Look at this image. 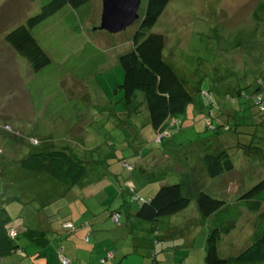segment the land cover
I'll return each mask as SVG.
<instances>
[{
    "label": "rangeland",
    "instance_id": "374dc122",
    "mask_svg": "<svg viewBox=\"0 0 264 264\" xmlns=\"http://www.w3.org/2000/svg\"><path fill=\"white\" fill-rule=\"evenodd\" d=\"M100 1L101 4L98 1L92 3L88 12L90 19L96 24L99 23L102 13V0ZM146 3L147 0H142L140 18L133 25L115 34L107 32L106 35H110L114 43L109 51L100 53L90 48L89 43L92 42L93 35L98 37L103 30L94 34L90 28V37L87 35L83 37L84 33L77 32L79 37L74 36L73 39L77 40L76 44L84 45V51L79 52L77 56L69 57V62L65 65L61 57H53L52 64L36 74L30 69L28 61L12 50L5 41V35L37 14L42 5H38L35 0H0V174H3V178L0 179V204L7 202L9 210L15 209L18 205L11 203L9 198L19 195L28 202L27 207H24L25 212L36 211L37 207L42 206V203L30 199V196L35 195V189L30 185L36 181L23 176L19 161L25 156L27 147L43 146L46 142L45 139L41 140L34 136V134L40 136L39 119L42 118L44 110V107L39 106L40 102L53 92L64 93L65 90L66 95L77 101L73 110L76 112L78 109L84 115L78 123L77 130L67 138L74 139L80 127L86 124L84 120L90 115L93 121L90 123L89 131L94 136L87 134L86 139L95 142L98 137V141L90 146H84L85 134H82L75 140L76 143L79 141L85 149L96 148L100 142L111 143L110 150L105 147L94 154L93 157L98 163L89 165L90 172L103 173L101 175L103 179L101 190L90 198L93 208L87 211L90 215L88 218L94 217L95 214L99 216L103 210L121 207L123 200L135 205L138 199L149 197L148 195L163 183L189 184L186 188L192 199L184 217L192 219L194 223L190 224L192 226L189 230L184 231L182 234L184 238L167 239L164 242L166 244H158L156 246L158 262H154L152 254L154 244L143 235L147 233L146 229L150 224H137L135 233H142L140 240L125 228L128 235L117 238L113 234L111 243L114 246L113 250L117 247L122 248L123 252L120 255L122 264H204L207 226L198 223L197 219L198 207L195 196L198 189L202 188L213 196L234 201L241 190L253 185L264 173V163L248 157L242 150L235 148L237 138L249 143L252 140L250 133L257 128L255 124L264 120V113L258 111L252 98L258 85L264 94V3L263 0L169 2L151 32L164 35L165 56L178 75L187 80L188 86L198 85L205 91L209 90L211 96L197 94V102L210 100V104H213L210 108H205L204 115L198 112L197 103L190 105L186 114L178 119L171 129L173 137L165 138L163 141L159 140V135L149 124L146 105H142L137 112L128 111L124 106L123 91L120 89L124 73L115 58L130 48L131 33L137 28L144 14ZM67 8L69 7L41 23L34 32L37 34L38 29L46 28L53 20L55 22H51L53 25L49 28L58 29L63 23L67 24L70 19L72 20L71 16L66 15L69 13ZM44 35L46 39L54 33L45 31ZM39 37L46 45L45 39L41 35ZM59 42L55 40L51 45H59ZM56 52L67 54L63 49H57ZM69 53L71 51H68ZM61 75L63 78L60 79ZM61 87L64 88L63 91L59 89ZM238 91L244 94L246 92L247 95H238ZM227 95L234 99L226 100ZM138 99L144 100L142 92L138 93ZM227 110L233 112L238 123L242 124L241 134L237 135L230 131L216 133L212 129L214 125L211 128L208 126L210 121L215 123L216 118L219 121L226 119ZM262 125L260 124V130L264 132ZM67 138L65 143L72 144L73 141ZM221 145L233 149L235 169L221 177L210 178L205 172L202 157L207 148L212 150ZM153 154L159 155L160 159L154 163V170H149L146 161L149 158V163L152 162L150 156ZM83 155L84 153L81 154ZM166 157L169 160H166ZM86 159L88 161V155ZM157 164L161 166L160 170ZM12 174L15 175V180ZM92 177L95 175L90 176ZM24 180H28L29 185ZM62 187L66 189L64 185ZM132 187L135 192L130 193L134 198L127 192ZM80 189L81 186L77 185L76 189L70 192V195L75 197L74 199L69 197L70 203L79 206L83 197L80 194L77 196ZM122 190L125 193L121 197ZM50 195V191L41 194V199L47 202V205L42 207L47 213L52 212V208L49 207L51 203L55 206L61 205V212L56 213L57 217L70 213L68 218L75 225L86 222L88 218L79 222L82 220L81 216L74 210L71 212L70 205L64 199L53 198L50 201ZM84 203L85 200L81 204ZM17 213H12L16 219L25 216L18 217ZM22 213L24 214V211ZM263 215L264 205L255 209H245L236 232L230 236L232 239H229V236L221 238L219 243L221 254H234L243 247L250 238L255 222ZM168 221L167 217L163 218L158 227L165 230ZM101 222L97 230L100 226L112 230L107 217ZM122 224L130 227L125 217ZM30 226L34 224L30 223ZM45 235L52 238V242L59 243V246L70 241V235L66 233L61 240L53 237L51 233ZM51 243L47 248L52 247ZM5 261L6 258H0V264H4Z\"/></svg>",
    "mask_w": 264,
    "mask_h": 264
},
{
    "label": "trees",
    "instance_id": "16d2710c",
    "mask_svg": "<svg viewBox=\"0 0 264 264\" xmlns=\"http://www.w3.org/2000/svg\"><path fill=\"white\" fill-rule=\"evenodd\" d=\"M35 1H37L38 5H42L41 10L5 35V41L11 46L12 50L28 61L32 72L36 74L42 72L46 67L52 64L53 57H61L63 59L62 63L65 65L68 64L70 58L77 56L81 51L83 52L84 45L76 44L75 42H77V40L75 41L73 39L74 36L79 37V35L76 34L77 32L84 33L82 34L83 37H86V35L90 37V28H92L94 34L101 32L100 30L104 31L98 37L93 35L91 38L92 42L89 44L93 51L100 53L102 51L107 52L111 49L112 45H114L111 41L112 37L106 35L108 31L100 29L101 17L99 23L96 24L94 20L90 19V14H88L92 3L98 1L101 4L100 0ZM170 1L171 0H147L144 14L137 28L131 33L130 48L120 53L118 56H114L118 60L124 73L120 84V89L123 91L122 101L124 106L128 111L137 112L142 105H146L149 124L155 133L159 135L158 138L161 141L165 138L170 139L173 137L171 129H173L174 125L179 121L178 119L186 114L190 105L197 103L198 112L204 115V113H206L205 108H210V105L213 104H210V100L206 102H197L196 95L199 94L201 96L210 97L211 94L209 90L205 91L198 85L189 87L187 80L178 75L174 67L168 62V57L165 56L166 39L164 35L151 32V29L157 23ZM65 7H69L67 8L69 13L66 15L71 16L72 20L70 19L67 24L63 23V26L58 29L49 28L53 25L51 22H55V20H53L47 24L48 28L41 27L38 29L37 34L34 32V29L39 28L41 23L55 16L57 12L63 10ZM87 20H89V23H87ZM45 31L54 33V35L45 39ZM39 35L45 39L46 45L41 41ZM55 40H59L60 44L51 45ZM57 49H63L65 53L67 51V54H58L56 52ZM68 51H71V53L68 54ZM105 61L106 58H104L103 63H105ZM61 78H63V75L60 76V79ZM139 92H142L144 95V100L142 101L138 99ZM55 95V92H53L47 95V97L53 99L61 98ZM238 95L247 94L246 92L244 94V92L238 91ZM225 98H227L226 100L234 99L230 95H227ZM252 98L254 106L258 111L264 113V94L260 85L255 88ZM58 100L59 99L52 100V104H55ZM66 109L67 107H64V111H66ZM48 110L54 113L55 106H53V108L51 106ZM227 111L226 119L219 121V119L216 118V122L213 123V121H210L208 126L211 128V126L214 125L212 129L216 133L230 131L237 135L241 134L240 130L242 129V124L238 123L233 112ZM208 114L210 116V113ZM260 124L264 126V120L255 124L257 128L254 130L250 128L253 132L250 133L252 135V140L249 141V143L244 142L241 138H237L235 148L236 150H242L248 157L255 158L259 162L264 163V132H261ZM75 146L77 148L80 147L77 143H72L71 146L50 147L47 151L34 149L25 154L19 161V165L24 170L48 175L52 179L62 183L68 191L73 192L79 181L87 174L89 165L98 163V160L93 157L94 154L100 152L102 148L105 149V147L110 150V146L99 144L93 149L80 147L78 148V152H76ZM232 150L233 149L223 145L217 146L212 150L209 148L205 150L202 163L205 172L210 178L221 177L235 169V164L232 159ZM83 153L84 155L81 156ZM86 155H88V161ZM3 172L4 171H2V173ZM2 178L3 174H0V179ZM198 190L195 196L198 207L197 219L198 223L207 226V237L204 246V264L264 263V215L258 222H255L249 240L243 247L237 250V252L234 254L222 255L220 252L221 249L219 248L222 237L229 236V239H232L230 236L233 235L232 233L236 232L235 230L242 220L243 211L245 209H255L264 205V173L253 185L241 190L234 201H228L223 197L213 196L202 188ZM128 192L131 195L132 192H135V189L132 187ZM67 193L66 191L57 197V199H68ZM124 193V190H122L121 197ZM131 197L134 198L133 195H131ZM191 199L192 197L187 192L186 183L166 182L161 184L149 199L141 197V199H138L139 202L136 201L135 205L127 200H123L121 207L106 209V217L112 227V230L110 228L111 231L122 226L130 231V233L134 234L135 238L138 240L142 239V233H135V229L138 228L137 224H150L149 228L146 229L147 233H143V235L150 239V243L151 241L153 242L152 254L155 258L154 262H158L159 254H157L156 246L165 242L162 240L163 231L158 227L159 223L165 217L168 219L187 210L191 204ZM9 200L11 203H16V205H18V211L16 207L15 209L12 208L9 210L6 205L7 202L2 205L0 204V258H6L4 264H12V260L16 258V255L25 253L30 255L31 247L36 248V253H38V249L39 253L41 251L43 252L42 248L45 247L47 242L46 233L44 231L20 227L19 224L15 223L17 219L13 217L12 213L18 212L17 216L22 217L23 213L20 215V210L22 209L21 212L24 210L27 202H24L21 196L12 197L9 198ZM104 212L105 210H103L102 213ZM115 214H119L117 221L113 220ZM64 216L65 217L61 220L63 223L62 229L67 230L68 233L66 234L70 236L71 231L81 227L90 230L91 227H89V225L92 226L94 223L87 221L81 225H75L69 220L68 215ZM123 217L126 218L127 225H130V227L123 226ZM192 223H194L192 219L187 220L185 225L187 230L192 226L190 225ZM126 229L125 235H128ZM104 231L107 232L109 229L105 228ZM90 238L91 233L89 231L85 237V241L89 242ZM179 238H184V236ZM236 243L240 245L239 242ZM58 257L60 264H69L70 259L64 255L62 249L59 250ZM113 257L114 250H108L101 261L105 263ZM61 258L67 259V263H63Z\"/></svg>",
    "mask_w": 264,
    "mask_h": 264
},
{
    "label": "crops",
    "instance_id": "0c3cea01",
    "mask_svg": "<svg viewBox=\"0 0 264 264\" xmlns=\"http://www.w3.org/2000/svg\"><path fill=\"white\" fill-rule=\"evenodd\" d=\"M59 86V84H58ZM64 90V88H59ZM64 93L59 91H56L55 96L62 95L61 98L59 99L55 104L53 103V98H48L46 97L40 102V107H44L43 110V115L42 118L39 119L40 122V136H37L34 134V136L39 137L41 140L45 139L46 142L43 146H30L26 151V154L29 153L30 151H33L34 149H40L47 151L48 148H54L55 146H71L72 144H66L65 139L67 138L68 135L73 134L77 129L78 123H80V120L84 118V115L81 114V111L76 109V112L73 110L75 109L74 106L77 105V101L73 100L72 97H69L68 95L65 94V90L63 91ZM49 99H51L49 101ZM62 102V103H60ZM52 106H55V111L54 113H51L48 109ZM64 107H67L66 111H64ZM64 111V113H63ZM50 112V113H49ZM92 116L88 115L86 118L87 120H84L86 122L84 127H80L79 131L77 132L76 136L74 139L72 138H67L70 141H73V143H76V139L79 138L82 134H85V143L83 144L84 146H90L93 143H96L98 141V137L95 139V142L88 141L86 139V135L90 134L91 136H94L90 130V123L93 121ZM89 120V121H88ZM38 121V120H37ZM63 125V127H62ZM167 135V134H166ZM71 136V135H70ZM69 136V137H70ZM81 143H83L81 141ZM109 143V144H108ZM99 144H102L103 146H111L110 142H100ZM97 144V145H99ZM77 145L80 147H83L80 142H77ZM96 145V146H97ZM76 147V146H75ZM78 147V148H80ZM84 148V147H83ZM164 157V155H161ZM152 162L149 163V158L146 161V167L149 170H154V163L159 161L160 156L159 155H151L150 156ZM155 157V158H154ZM154 158V160H153ZM185 159V158H184ZM166 160H169L166 157ZM181 161V160H180ZM175 162V161H174ZM160 164V163H158ZM157 164V166H158ZM176 164V162H175ZM20 166V165H19ZM150 166L152 168H150ZM167 167V166H166ZM158 169H161V166H158ZM168 169V167H167ZM22 171V174L24 177H28L32 179L33 181H36L35 184L31 183L32 189H35V195L30 196V199H32L34 202H40L42 203L41 207H37L35 210L36 211H30V212H25L26 208H24V217L21 219H17L15 221L16 224H19L20 227H26L34 230H40L44 231L46 234L51 233L53 237L56 236V238H61L63 237L64 233H68L67 230L62 229V224L60 221L65 217L64 215H59L57 217L56 213L61 212V205L55 206L50 204V208H52L51 213H47L44 208L47 205V202L45 200L41 199V194L44 193V191H50L51 195L49 196L50 201H52L53 198L55 200L57 197L65 193L66 191L68 192V199H64V201L70 205V210H74V212H78V215L81 216L82 220L79 222H83L84 219L88 218L90 215L87 213V211L91 210V207L93 208V205L91 204L90 198L96 195L100 190L101 186V180L103 177L101 176V172L96 171V173L92 174L90 172V168L88 167V172L83 178L79 181L78 185L81 186V190L78 191V194H80L82 197L81 202L78 206V204H73L70 203V198L74 199V196L70 195V191L67 189H63L62 183L59 181H56L55 179H52L50 176L46 174H39L35 172H31L28 170L20 169V172ZM184 173V171H182ZM91 175H95V177L90 178ZM99 175V176H96ZM12 177L14 178L15 175ZM159 178V177H158ZM16 178H14L15 180ZM14 182V181H13ZM24 182H28V180H24ZM185 183V182H184ZM29 185V183H27ZM47 185V186H46ZM186 185H189L186 183ZM41 191V192H39ZM54 191V192H53ZM156 191V190H155ZM154 191V192H155ZM128 192V191H127ZM151 195H148L149 197H142L144 199H149ZM129 193V192H128ZM19 195H13V197H18ZM35 197V198H33ZM29 199V200H30ZM24 200V199H23ZM53 200V201H55ZM84 205L81 203L84 202ZM24 202H26L24 200ZM139 202V201H137ZM28 203V202H27ZM27 207V206H26ZM74 208V209H73ZM186 210L178 213L177 215L168 218V227H166L165 230H163V241H166L167 239H176L181 236L182 234L185 233L184 231L187 229L186 228V223L187 220L185 216ZM20 211V215H21ZM109 214V213H108ZM66 215H71L66 214ZM107 212L105 210L104 213H101L99 216L97 214L94 215V217H90L86 220V222L91 221L94 222L92 224V227L89 229L87 228H79L74 231H71L70 234V241L66 242L65 244H56V242H52V238L47 237V244L45 245L43 249V252L41 251L39 253H36V248L31 247L30 248V255L28 254H19L16 255L14 260H12V264H60L59 263V257H58V252L59 250H63L64 255L70 259L69 264H114V262H117L116 264H122V260H120V255L122 254L123 250L122 248L117 247L116 250H114V257L107 260L105 263H103L101 260L105 256L106 252L108 250L113 251V246H111L112 239H113V234L115 235L114 237L117 236V238H120L122 235H125V227H119L118 229L111 231L105 232V228L100 226L99 230L97 231V227L99 224H101L102 219L104 220L106 218ZM62 222V221H61ZM31 224H34V226H30ZM80 225V224H79ZM91 233V238L90 241L87 242L85 241L86 235ZM52 242V243H51ZM51 243L52 247H48V244ZM166 244V243H164Z\"/></svg>",
    "mask_w": 264,
    "mask_h": 264
},
{
    "label": "water",
    "instance_id": "95a60500",
    "mask_svg": "<svg viewBox=\"0 0 264 264\" xmlns=\"http://www.w3.org/2000/svg\"><path fill=\"white\" fill-rule=\"evenodd\" d=\"M142 0H102L100 29L118 33L133 25L140 17Z\"/></svg>",
    "mask_w": 264,
    "mask_h": 264
},
{
    "label": "built area",
    "instance_id": "2783aa9c",
    "mask_svg": "<svg viewBox=\"0 0 264 264\" xmlns=\"http://www.w3.org/2000/svg\"><path fill=\"white\" fill-rule=\"evenodd\" d=\"M118 218H119V214H115L114 216H113V220L114 221H117L118 220ZM14 233V232H13ZM61 260H62V262L63 263H67V259H65V258H61Z\"/></svg>",
    "mask_w": 264,
    "mask_h": 264
}]
</instances>
